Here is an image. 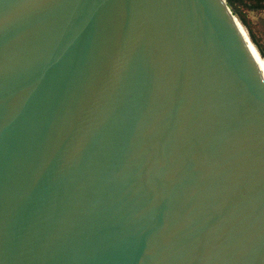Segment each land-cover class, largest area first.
<instances>
[{"label":"water","instance_id":"water-1","mask_svg":"<svg viewBox=\"0 0 264 264\" xmlns=\"http://www.w3.org/2000/svg\"><path fill=\"white\" fill-rule=\"evenodd\" d=\"M259 50L227 0H0V264H264Z\"/></svg>","mask_w":264,"mask_h":264},{"label":"trees","instance_id":"trees-1","mask_svg":"<svg viewBox=\"0 0 264 264\" xmlns=\"http://www.w3.org/2000/svg\"><path fill=\"white\" fill-rule=\"evenodd\" d=\"M228 4L231 6L235 14L242 21L244 26L248 29L249 35L255 44L260 50L261 55L264 57V51L258 45L254 34L252 33V26L249 20L246 17L247 12H256L264 14V0H227Z\"/></svg>","mask_w":264,"mask_h":264}]
</instances>
